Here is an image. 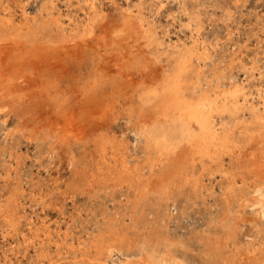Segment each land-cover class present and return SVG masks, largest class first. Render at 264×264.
Masks as SVG:
<instances>
[{
    "label": "bare ground",
    "instance_id": "1",
    "mask_svg": "<svg viewBox=\"0 0 264 264\" xmlns=\"http://www.w3.org/2000/svg\"><path fill=\"white\" fill-rule=\"evenodd\" d=\"M253 1L0 0V115L16 125L0 264H264V11L239 15ZM23 144L65 165V189L25 181ZM190 210L206 216L187 236Z\"/></svg>",
    "mask_w": 264,
    "mask_h": 264
},
{
    "label": "rangeland",
    "instance_id": "2",
    "mask_svg": "<svg viewBox=\"0 0 264 264\" xmlns=\"http://www.w3.org/2000/svg\"><path fill=\"white\" fill-rule=\"evenodd\" d=\"M59 3L63 4V0H57ZM252 8L243 12H239V15H249L251 11H264V0H257L253 1ZM31 10V9H30ZM36 9H32L31 11H35ZM5 118L0 115V143H5V138L7 137V133L9 130L13 129L16 125L14 121L8 120V123H6ZM11 128V129H10ZM22 152L26 155V152L28 154V151H30L29 158L27 159V166L25 168L24 172V178L25 181L31 179L32 183L38 182L40 184L45 183L48 187L54 189L59 184L62 189L66 188L65 181L70 178V174L65 169V165L61 164L59 162L58 158H49L47 156L41 155L39 150L35 148L34 146H27L26 144L22 145ZM31 149V150H30ZM46 149L42 150L45 151ZM47 151V150H46ZM45 151V152H46ZM42 174V175H41ZM52 174V175H51ZM51 175V176H50ZM54 176V177H53ZM59 180V181H58ZM82 204V206H81ZM79 205L82 208H90V203L86 200L84 202L79 203ZM92 209V208H90ZM97 209H103L100 207L95 206L94 210ZM75 211L74 208H72V205H68L67 213L70 215ZM203 213L198 212V210H190L185 214V216H180L175 219L174 227H177V229L183 233H186V235L191 236L194 231H196L197 227L202 223L204 217L206 216V212L203 210ZM36 219L42 218V216H45L48 221L56 226L57 221L61 220L64 221L57 213H45L37 207V210L35 213L32 214ZM81 219H76V224L73 228L76 232L81 231L84 227H86L89 223L83 222ZM85 224V225H84ZM84 225V226H83ZM77 226V227H76ZM62 227L66 229V225L62 224ZM196 227L197 229H195ZM90 229V228H89ZM5 240L3 230L0 227V242H3ZM8 247V246H5ZM25 259V264H31L36 261V253L33 252L31 255ZM118 259V255L115 257ZM111 264H114L113 261H110ZM116 264V263H115ZM117 264L118 261H117Z\"/></svg>",
    "mask_w": 264,
    "mask_h": 264
}]
</instances>
